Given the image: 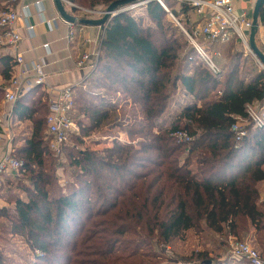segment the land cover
Here are the masks:
<instances>
[{"label": "trees", "instance_id": "obj_1", "mask_svg": "<svg viewBox=\"0 0 264 264\" xmlns=\"http://www.w3.org/2000/svg\"><path fill=\"white\" fill-rule=\"evenodd\" d=\"M3 1L0 12L7 11L1 9ZM68 1L87 10L104 11L120 0ZM165 4L175 17L186 16L197 24L188 3L166 0ZM145 8L148 20L125 12L108 23L95 69L85 83L97 84L104 78L103 87L110 85V91L122 92L125 105L143 116L137 125L141 131L127 125L123 115L117 116L120 105L107 99L97 105L84 96V85L73 88L76 107L72 117L83 132L79 112L90 121L87 133L126 128L130 138L143 136L138 145L115 142L103 155L91 150L75 152L66 146L59 155L51 149L47 135L49 108L44 89L38 87L15 104L13 126L25 123V128L15 135L13 155L23 166L19 173L5 176L0 194L6 185L29 175L30 186L17 187L26 199L14 201L10 218L13 228L27 238L34 255L31 264H92L84 261V242L89 240L84 233H89L86 225L97 218L107 220L94 255H101L102 264H159V257L143 250L145 247L152 250L156 241L158 247L167 249L174 241L184 240L187 233L201 235L206 229L235 238L251 229L264 254V203L258 190V184L264 182V128L252 125L240 144L231 131L239 119H246L249 105L264 100V70L255 69L249 78L241 76L240 64L246 63L244 46L235 38L226 45H211L218 49L215 55L223 50L230 57L229 67L219 68L215 74L197 57L193 46L192 53L185 52L178 28L173 29V20L168 21L169 13L158 2ZM259 21L264 26V0ZM188 29L193 35L191 27ZM235 45L241 51L232 53ZM205 51L211 55V48ZM13 67V57L1 54L0 77L6 82ZM179 91L191 102L171 117L169 126L160 127L158 120ZM2 95L4 87H0ZM178 132L190 141H178L174 137ZM64 152L69 167L76 169L77 183L55 195L56 170ZM139 233L146 238L129 251L124 238ZM212 246L215 248L194 252L193 259L209 264L213 252L222 254V248ZM126 252L129 254L123 256ZM0 264L16 263L0 255Z\"/></svg>", "mask_w": 264, "mask_h": 264}, {"label": "built area", "instance_id": "obj_2", "mask_svg": "<svg viewBox=\"0 0 264 264\" xmlns=\"http://www.w3.org/2000/svg\"><path fill=\"white\" fill-rule=\"evenodd\" d=\"M151 1L158 2L164 10L169 13L173 22L179 25V21L166 6V0ZM178 1L188 3L194 9V14L203 23L197 33L193 35H190L187 31H184V33L201 59L205 61L215 74H218L220 69L213 63L211 56L205 51L202 44L199 43L198 38L213 46L229 44L236 38L241 41L246 50H250L249 33L251 32L253 21L247 12L238 11L236 9L234 0ZM67 5L76 8L80 14L78 17L82 19L103 17V12H101V10H87L69 1ZM146 5L147 3L143 2L138 5L125 7L124 10L126 12H131ZM21 12L22 13L17 10H7L0 13V28L3 30L0 36V45L10 48L14 60L11 79L4 87V103L12 107L19 99L33 92L38 87H42L46 92L49 108V114L46 120L47 135L51 137V149L60 155L64 147L68 145L71 137L80 135V128L72 117L76 107L75 93L71 87L55 88L48 85L44 63L38 61L27 63L22 55L18 54V47L22 42V37L17 31V23L22 17V14H28L29 7L22 6ZM58 19H60V15L53 10L48 12L45 23L51 26ZM73 26L74 25H72V27ZM28 30L32 32L33 27L28 26ZM75 36L76 31L73 28L69 34V41H73ZM44 48H48V45H45ZM250 52L252 51L250 50ZM98 56L99 53L96 51L84 53L78 61V67L84 68L90 61L97 60ZM13 110L14 109H7L5 107L1 110L0 145L3 141L1 132L5 127L7 131H9L13 119ZM246 114V121L239 119L231 128L237 144H240L248 134L246 122L251 123L258 129L264 128V100L261 103L249 105L246 109ZM174 137L178 141H190L189 137L183 132L176 133ZM12 143L13 138H9V141L6 143V151L0 156V191L3 187L4 176L12 173H19L23 166V163L13 155ZM230 247V254L233 259L245 261L248 264H264L263 253L251 242H239L238 239L235 238L231 240Z\"/></svg>", "mask_w": 264, "mask_h": 264}, {"label": "rangeland", "instance_id": "obj_3", "mask_svg": "<svg viewBox=\"0 0 264 264\" xmlns=\"http://www.w3.org/2000/svg\"><path fill=\"white\" fill-rule=\"evenodd\" d=\"M131 12L135 13L134 14L135 16L141 15L147 18V10L144 7ZM176 19L179 21V25L176 23H172L173 25L172 27L173 29L178 28L179 35L182 37L181 40L186 47L185 52H187V54H190L193 51L192 50L193 45L186 37L184 31L187 30L190 33L188 27H192L193 22L191 20H188L186 16H182V15H180L178 18L176 17ZM169 20L172 22V19L170 17H168V21ZM198 39H199V43L202 44V46L205 49L211 48V55H210L211 59L218 68H220L223 71L229 67L230 57L228 53H224V51L222 50L221 54L215 55L216 51H218L217 48L211 47V45L207 44L200 38ZM233 47H234L233 50H231L232 53L235 51L238 52L239 50L241 51L240 46L237 47L235 45ZM242 48L246 63L244 62V64H242L241 62L240 64L241 76L245 78H249V74L255 71V69L257 68L263 69V67L259 62V60L257 59V57H255L252 54V52H250L249 49L246 50L245 47ZM197 57L200 58V56ZM195 61L198 62V60ZM105 82L106 81L104 80V78H102V80H99L97 84L93 83L92 85H87V86L84 84L85 87L84 91L87 90L84 96L87 98V100L91 101L92 103H96L97 105L101 104L102 101H104V99H107L108 101H113L116 106L120 105L119 108L121 109L122 107V109L120 111L117 109L118 110L116 112L117 116L120 118L121 115H123L124 120H126L128 123L127 125H131L132 129L135 131L138 132L141 131V128H139L137 125L142 123L143 116L138 115L135 112V109L131 108L130 104L125 105L127 103L126 100L127 98L124 96L122 92L120 91L114 92L113 90L115 88H111L112 91H110L109 90L110 85L108 86V89L106 87H103ZM2 98H4V95L0 97V99ZM171 99L172 101L167 112H165V114L158 120V125L160 127H163L165 125L169 126L171 123V117L175 115L177 112H179L184 104L191 102L190 98L184 96L180 91L176 95L172 96ZM81 105H83L82 102L79 104V107ZM77 119L79 122L82 123L84 132L81 130V127L78 125L80 128V135L71 138L67 145L68 149H72L75 152L91 150L94 152H98L97 154L103 155L104 151L106 149L112 148L115 142H118L120 144H130V145L132 144L136 146L138 145V142L141 141L142 139L141 137H143V136H138V137L130 138L128 135V129L126 128L110 129L109 127H107V128H101L94 132L87 133L85 131V128L90 122L88 117L80 114L79 112ZM243 120L246 121V119ZM246 125L248 126V128L252 127V124L249 122H246ZM16 127L14 128L12 124L13 137L14 135L23 132L25 128V123L23 125ZM66 154L67 152H64L63 155L60 156L61 163L58 164L59 167L56 170L57 179L54 180V186L56 187V191H54L55 195L64 193L65 187L70 185H76L77 183V180L75 178L76 169L69 167L68 160L65 158ZM28 176L29 175L27 174L20 176V178L17 181H15L14 184L6 185L4 191H2V193L0 194V255L7 257L16 264H29V263L31 264L34 258V255L30 250L27 238L19 234L13 228V224L10 218L15 208L14 201L18 198L26 199V194L20 191L17 187L21 186L22 184H27L28 186H30ZM258 190L261 191V193L264 196V182L258 184ZM137 200L139 202V198H137ZM262 201L264 203V199ZM106 223H107L106 219L97 218L96 220H92L86 225L87 231H89V233L87 234L85 232L84 236L85 239L89 236V240L87 242L85 240L84 242L85 250H83V253L85 252V255L87 257L84 260L85 262H89L92 264L104 263L105 260H102V257L100 258L101 255L100 256H94V255H96L97 253L96 249L98 247V241L100 240L99 235L100 236L103 235V231L107 229ZM201 233L202 234L200 235V233L191 231L187 233V236L185 237L184 240L174 241L170 246H168L167 249L162 248V245L161 246L159 245L158 247V245H156V241H154L152 245V250H149L148 247H145L143 250L151 251L152 255H157L159 257L158 259L159 264H202L201 262H198L197 260L193 259V255H195L194 252L199 253L204 250L208 251L207 249H214L215 248L214 246L211 247V244L214 243L215 245H218L220 249L222 248L221 250L222 254L217 256L214 252L213 253L211 252L212 255L209 257L210 264H246L245 262L236 261L231 257L230 242L231 239L234 238L233 236H229L226 233L223 236L217 235L208 231V229H206L204 232ZM133 235L134 234H130V236L124 238L127 241L126 242L124 240V243H126V245L130 247L129 251L133 249L134 244L143 241L144 238H146V236L140 233L138 236H133ZM252 235H253L252 230L250 229L249 234H245L243 235V237L236 239H238L239 242H251L256 248H258L262 252L258 240L254 238V241L252 242L253 240ZM204 242L210 245L209 248L203 245ZM128 254L129 252H126L122 255L127 256Z\"/></svg>", "mask_w": 264, "mask_h": 264}, {"label": "crops", "instance_id": "obj_4", "mask_svg": "<svg viewBox=\"0 0 264 264\" xmlns=\"http://www.w3.org/2000/svg\"><path fill=\"white\" fill-rule=\"evenodd\" d=\"M256 1L257 0H234V4L238 11L247 12L252 18ZM22 6L29 7L30 15L29 12L27 15L22 14V17L17 23V31L22 37V42L18 47V54L22 55L27 63L35 61L44 63L48 85L55 88L83 87L93 73L97 60L90 61L84 68L78 67V61L81 59L82 55L88 51H96L99 53L104 30L101 28L83 27L80 25H74L72 27V25L65 22L61 16L60 19L51 26L47 25L45 20L47 19L48 12L53 10L58 12L54 0H6V2H2L1 9L17 10L22 13ZM143 7L145 8V6ZM65 8L72 16H80L79 12H73L72 7L69 5L65 4ZM78 19L82 18L78 17ZM202 25L203 23L198 19L197 24L193 23L191 29L193 32L197 33ZM28 26L33 27L32 32H29ZM73 28L76 31V36L74 40L70 42L69 34ZM2 32L3 30L0 28V36L2 35ZM256 44L259 50L264 54V26L261 23L259 32L256 36ZM45 45H48V48H44ZM1 54L13 57L10 48L4 45H0V55ZM7 83L8 82L0 77V87H5ZM4 107L7 109H14L15 105L12 107L8 106L3 100L0 104V113ZM12 124L13 119L9 131H7V128L5 127L1 132V135H3V141L0 145V156L6 151V143L9 141V138H13V152L14 149L16 151L17 145L14 143L15 135L13 137ZM9 175L10 174H7L5 176ZM259 192L261 200H263L264 196L261 191ZM252 237L253 242L255 237L254 235H252ZM233 239H235V237L231 240Z\"/></svg>", "mask_w": 264, "mask_h": 264}, {"label": "water", "instance_id": "obj_5", "mask_svg": "<svg viewBox=\"0 0 264 264\" xmlns=\"http://www.w3.org/2000/svg\"><path fill=\"white\" fill-rule=\"evenodd\" d=\"M56 9L58 13L60 14L61 18L71 24V25H80L83 27H95V28H101L105 29L108 23L119 16L122 13H125L124 10L125 7L132 6V5H138L143 2H146L147 4L152 2L151 0H120L113 4H111L106 10L101 11L103 12V17L100 19H91V18H83L78 19L77 17L72 16L67 9L65 8V4L68 3V0H54ZM263 0H257L253 12V25L250 32V38H249V47L252 53L257 57L259 62L262 64L264 68V54L259 50L256 44V36L259 32L260 27V11L262 7ZM210 264V263H209Z\"/></svg>", "mask_w": 264, "mask_h": 264}]
</instances>
